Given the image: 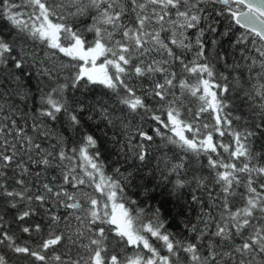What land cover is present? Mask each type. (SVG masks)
Wrapping results in <instances>:
<instances>
[{
	"label": "snow or ice",
	"instance_id": "snow-or-ice-1",
	"mask_svg": "<svg viewBox=\"0 0 264 264\" xmlns=\"http://www.w3.org/2000/svg\"><path fill=\"white\" fill-rule=\"evenodd\" d=\"M0 264H264V0H0Z\"/></svg>",
	"mask_w": 264,
	"mask_h": 264
}]
</instances>
